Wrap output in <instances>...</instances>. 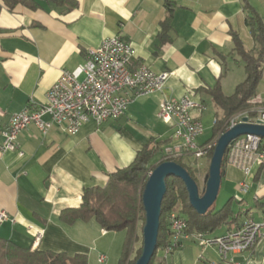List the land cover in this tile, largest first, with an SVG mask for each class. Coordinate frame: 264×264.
Here are the masks:
<instances>
[{"label":"crops","instance_id":"0c3cea01","mask_svg":"<svg viewBox=\"0 0 264 264\" xmlns=\"http://www.w3.org/2000/svg\"><path fill=\"white\" fill-rule=\"evenodd\" d=\"M75 1L77 8L68 12L50 5L36 11L20 6L8 11L0 2V146L10 116L28 105H44L61 73L75 70L107 38L119 36L131 44L135 52L131 70L145 65L169 77L160 92L131 96L117 120L97 124L90 119L75 136L57 127L43 135L30 125L18 134L16 151H0V212L8 216L0 223V238L31 251L84 255L87 264H118L124 232H107L93 220L66 225L59 214L78 208L84 189L104 186L110 174L128 167L150 141L164 143L157 154L160 160L167 150L177 149L173 128L157 118L163 100L185 94L198 99L204 110H194L192 115L200 120L203 132L196 141L208 143L220 112L205 91L218 83L222 94L230 96L244 80H240L243 64L235 62L230 33L252 49L243 5L251 6L264 25V0ZM165 26L166 40L161 42ZM208 104L214 109L212 125L205 118ZM249 104L252 110L264 107V68ZM205 164L206 158L196 166ZM242 182L248 185L245 193L239 188ZM219 196L215 210L231 199L235 220L212 236L224 235L246 219L264 222V162L248 177L236 167L225 166ZM38 230L42 236L35 242ZM164 234L168 239L167 226ZM99 256L104 257L102 262ZM156 260L161 264H264V232L251 251L229 254L225 260L214 247L194 243L168 254L158 249Z\"/></svg>","mask_w":264,"mask_h":264},{"label":"built area","instance_id":"2783aa9c","mask_svg":"<svg viewBox=\"0 0 264 264\" xmlns=\"http://www.w3.org/2000/svg\"><path fill=\"white\" fill-rule=\"evenodd\" d=\"M134 55L131 44L119 36L103 40L99 47L87 53L84 62L75 70L61 73L48 90L44 105H28L10 116L8 126L1 132L3 142L0 151H16L18 134L30 125L43 135L57 127L68 136H75L90 119L101 124L122 117L133 96L147 97L160 92L169 74H156L145 65L131 70ZM194 110L203 111L204 106L191 94L160 103L157 118L173 128L172 139L177 147L176 150H167L164 159L183 155L204 159L215 145L196 143L203 126L192 115ZM244 117L249 122L258 121L264 125V107L257 110L248 108L232 115L227 121V129L240 123ZM22 155L19 151V156ZM225 160V166L236 167L248 177L254 167L264 162V139L252 135L237 138L228 147ZM239 188L245 193L248 185L242 182ZM7 219V214L0 212V223ZM166 226L167 243L159 248L164 254L185 243H194L199 247H214L223 260L229 254L251 251L264 232V222L257 223L251 219L220 236L189 231L185 219L177 211L166 215ZM41 236L42 231H36L35 242ZM103 260L104 257L99 256L98 261ZM152 264L161 262L155 256Z\"/></svg>","mask_w":264,"mask_h":264},{"label":"trees","instance_id":"16d2710c","mask_svg":"<svg viewBox=\"0 0 264 264\" xmlns=\"http://www.w3.org/2000/svg\"><path fill=\"white\" fill-rule=\"evenodd\" d=\"M0 2L8 11H13L19 6L30 11L40 10L44 5H50L62 12L77 8L75 0H0ZM243 10L254 47L246 49L240 37L235 32L230 33L233 52L238 58L235 62L243 64L245 78L236 86L234 93L230 96L222 94L218 83L212 89L205 91L220 112V115L215 117L212 136L208 143L215 144L216 139L227 129V121L232 115L250 107L249 102L256 95L257 85L263 75L264 25L258 14L246 2H244ZM165 31L166 26L163 27V32L160 34L161 42L166 40ZM163 144L150 141L137 152L134 161L128 167L118 169L110 174L104 186L84 189L80 206L76 209L61 211L59 221L66 225H72L76 222L93 220L107 232H124L125 239L118 264H134L141 254V247L135 249V244L139 240L138 223L141 222L144 225L141 194L149 174L162 161H171L183 167L197 184L198 169L196 165L188 164L185 155L153 163L154 157L161 151ZM213 150L214 146L206 156L208 161L211 159ZM225 162L224 156L221 165L222 171H224ZM176 209L179 215L185 219L189 231L211 234L235 220L231 209V199L218 210H215L213 206L205 215H198L188 203V195L181 180L168 177L166 193L161 202L157 250L167 243V237L164 234L166 215ZM155 256L156 252L149 264L153 263ZM0 264H87V261L84 255L67 257L64 254L50 251L37 249L31 251L0 238Z\"/></svg>","mask_w":264,"mask_h":264},{"label":"water","instance_id":"95a60500","mask_svg":"<svg viewBox=\"0 0 264 264\" xmlns=\"http://www.w3.org/2000/svg\"><path fill=\"white\" fill-rule=\"evenodd\" d=\"M245 135L264 139V125L258 121L249 122L246 117L233 127L222 133L215 142L208 172L204 177V187L201 194L198 185L188 172L180 165L171 161H162L149 174L141 194V204L144 212L142 227L141 254L134 264H149L157 250L161 202L166 193V179L175 177L183 183L188 195L190 207L200 216L212 208L217 199L223 171L222 160L228 147L239 137Z\"/></svg>","mask_w":264,"mask_h":264},{"label":"rangeland","instance_id":"374dc122","mask_svg":"<svg viewBox=\"0 0 264 264\" xmlns=\"http://www.w3.org/2000/svg\"><path fill=\"white\" fill-rule=\"evenodd\" d=\"M239 71V70H238ZM239 73H241L240 75H241V81L244 79V77H245V75H244V72L242 71V69L240 70V72ZM234 77V76H233ZM209 106H208V109L206 110V123H208L210 120V122L208 123V125H212V119H213V112H214V109H213V107H212V105H210V104H208ZM211 129V128H210ZM196 143H197V141H196ZM202 159H200V160H196V159H194L193 157H191V156H187L186 157V161L188 162V163H192L193 165H197L198 163H199V161H201ZM158 161H160V158L158 157V155H156L155 157H154V161H153V163H157ZM209 162L210 161H208L207 159H206V164L204 165V166H200L199 165V167H197V169H198V174H197V185H198V190H199V193L201 194V192H202V189H203V186H204V183H203V181H204V177H205V175L207 174V172H208V166H209ZM220 202H221V197L219 196V198H217L216 199V201H215V204H214V207H216V206H218L219 204H220ZM220 206V205H219ZM176 211H178L177 209H176ZM138 227H139V229H138V241H137V243L135 244V249H139L141 246H142V227H143V225H142V223L141 222H139L138 223Z\"/></svg>","mask_w":264,"mask_h":264}]
</instances>
